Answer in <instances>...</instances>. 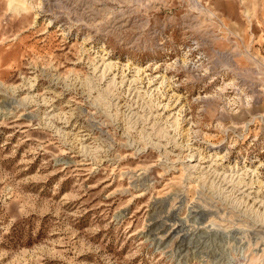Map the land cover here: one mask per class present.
I'll return each mask as SVG.
<instances>
[{"label":"rangeland","instance_id":"obj_1","mask_svg":"<svg viewBox=\"0 0 264 264\" xmlns=\"http://www.w3.org/2000/svg\"><path fill=\"white\" fill-rule=\"evenodd\" d=\"M0 264H264V0H0Z\"/></svg>","mask_w":264,"mask_h":264},{"label":"bare ground","instance_id":"obj_2","mask_svg":"<svg viewBox=\"0 0 264 264\" xmlns=\"http://www.w3.org/2000/svg\"><path fill=\"white\" fill-rule=\"evenodd\" d=\"M193 167V166H192Z\"/></svg>","mask_w":264,"mask_h":264}]
</instances>
